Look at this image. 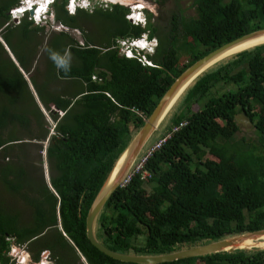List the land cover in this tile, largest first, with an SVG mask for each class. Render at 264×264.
<instances>
[{
  "label": "trees",
  "instance_id": "16d2710c",
  "mask_svg": "<svg viewBox=\"0 0 264 264\" xmlns=\"http://www.w3.org/2000/svg\"><path fill=\"white\" fill-rule=\"evenodd\" d=\"M19 1L0 0V36L19 64L0 61V264L9 263L7 237L17 246L27 242L22 256L30 264L44 249L57 264H80V256L86 264H138L110 258L89 242L87 211L132 138L130 132L138 131L175 78L215 48L263 28L264 0H192L194 14L178 9L166 31L151 23L149 11L140 25L126 18L129 9L119 3L92 5L90 12L77 8L72 14L67 0H56L54 21L66 29L48 36L42 47L47 58L41 83L47 84L48 94L38 95L55 121L49 137L23 75L29 72L30 82L38 86L29 60L46 32L28 13L14 23L10 11ZM73 30L80 31L83 45ZM143 33L158 40L154 53L146 55L150 66L119 52V39ZM53 57L69 60V70L58 69ZM58 79L70 90L51 92ZM220 84L227 88L219 89ZM178 100L159 137L186 123L146 159L143 171L149 176L134 173L117 187L97 219L96 236L113 251L163 254L264 229V44L211 66ZM239 113L253 125L254 140H231L239 130ZM46 137L48 183L32 176L38 168L28 158L31 141ZM15 201L23 207L14 208ZM158 264H264V250Z\"/></svg>",
  "mask_w": 264,
  "mask_h": 264
},
{
  "label": "water",
  "instance_id": "95a60500",
  "mask_svg": "<svg viewBox=\"0 0 264 264\" xmlns=\"http://www.w3.org/2000/svg\"><path fill=\"white\" fill-rule=\"evenodd\" d=\"M28 13L29 15H33L34 11L30 10ZM260 44H264V27L239 36L208 52L175 78L151 114L145 119L142 126L117 157L87 211L85 234L89 242L100 252L122 262L158 264L224 251L233 252L234 250H242L247 252L264 250V229L241 232L204 243L197 242L193 246L188 244L186 247L163 254L120 253L107 248L96 236V222L106 201L117 187L121 186L123 180L126 179L139 158L145 153L149 147V145H145L166 117L169 108H171L187 87L209 67L226 57Z\"/></svg>",
  "mask_w": 264,
  "mask_h": 264
},
{
  "label": "rangeland",
  "instance_id": "374dc122",
  "mask_svg": "<svg viewBox=\"0 0 264 264\" xmlns=\"http://www.w3.org/2000/svg\"><path fill=\"white\" fill-rule=\"evenodd\" d=\"M34 1L37 2L39 0H33L32 3H34ZM117 1L119 3L125 2L126 4L128 2H130V0H117ZM138 1L141 3V5L143 7H145L144 9H146L149 12L152 13V17L150 18V21H151V23L153 25H155L157 27L158 31H166L169 28L170 19L172 17V14L177 12L178 9H181L182 13L185 14V15H193L194 14V10L190 6V3H191L192 0H138ZM19 2H20L19 5L21 6V4L25 3L26 1L25 0H21ZM67 3H68V0H67ZM95 6H98V5H95ZM90 7L86 8V10L89 11V12L93 8V7H91V8ZM100 7L107 8V7H109V5L108 6H105V5L103 6L102 5ZM129 8H132V7H129ZM66 9H67V7H66ZM67 11L69 13H72V14L74 13V12H72V9H67ZM48 12H50V13H46V14H42L41 13L42 15L38 19L36 18L35 22L32 20V16H30V15L28 16V19H31L35 24L42 25L45 28L44 31L46 32L45 36H40V39H41L42 43L40 44V46L37 47L36 56L33 57L32 60H29V61H33L32 62V67L30 68V72H31L30 74H35L34 79H35V81L38 82L37 85L39 87L36 86L35 84H33L32 82H30L29 74H28L29 72L28 73L27 72H25V73L22 72L24 77L29 82V86L31 88L30 89L31 93L35 97V102L40 107V109L42 111V114L44 115V123H43L44 128L47 129V126L50 128L47 137H49L51 134L54 133L53 127H54L55 121H54V118L50 114V110H48L46 107H44L41 104L40 100L38 99V95H40V93H42L43 95H47L48 94V92H47V84H42L41 83V82H43L41 80L44 78V72H45L44 61L47 58V52L46 51L42 52L43 51L42 47H44L46 41L48 40L47 39L48 36H51L54 32L59 31V30L62 29L61 26L60 25L58 26V23H56L54 21V18H53V14L54 13H53V10H52L51 6L49 7ZM26 13L27 12H24V13H22V15L14 14V17H12L14 19V23L17 24L20 21V18H22ZM143 13L146 15L145 10H143ZM37 15H38V13H37ZM132 21H134V20H132ZM70 33L72 34V36L77 38V40L79 42H81L80 40H82V38H81L80 31L73 30L72 32L70 31ZM0 42L3 44V46L5 48V52L0 53V61H8L9 59H11L13 62H15V64L17 66H19V64L17 62L18 61L17 60V56L14 53V50L11 47H8V45L6 44V42L3 40V38L1 36H0ZM154 43H155V41H153L152 43H149V42L146 43L144 51H146L147 47H153ZM27 59H30V57L27 56ZM179 59H180V63H183L186 60V57H184L182 49L179 52ZM217 63H215V64H217ZM67 86H68L67 82H65L64 80H59L58 79L54 83L51 84L50 91L51 92L52 91H61L62 89H67L69 91L70 89ZM37 87H38V89H37ZM223 88L224 89L227 88V85L220 84L219 85V89H223ZM207 95L209 96L210 94H207ZM179 105H180V101L177 99L175 101V103L171 106V108H169V112L168 113H170V114L167 113L166 117L160 123V125L157 128V130L154 132V134L150 138L149 142L145 146H148V145L152 144L159 137V135H161L163 128L166 126V124L169 121V116L174 111L177 110ZM49 107H50V109H53L54 111H57L53 107V105H49ZM57 113H59V112H57ZM59 115H62V113L60 112ZM236 121H237L239 130L232 137L231 140L232 141H238V142H241V140H243L244 142H249L251 140H254L255 137H256V133H255L254 127L245 118V116L243 114L239 113L237 115ZM17 131H18V135H23V132L21 130H17ZM130 133H131V135L133 137V135L136 132H134L132 130ZM47 137L43 141H38V140H32L31 141L34 144H32V146L31 145L29 146L28 158H29V162H31V163L33 162L34 166L38 168V169H36V168L33 169V170H35V173H32V176H35L36 178H41L42 177V178H44L45 182L48 183L50 174H49V170H48V166H47V162H46L45 150H44L45 147L47 146ZM39 155H41V159H42L41 162H37L38 159L40 158ZM41 167H42V170H40ZM0 195H1V197L3 196L2 189H0ZM15 205H17V207H20V208L23 207V205L21 203H19L18 201H15L12 206L15 208ZM24 244L26 245L27 242L24 243ZM12 247L13 246H10V248H12ZM81 262L83 264H86L85 259L80 256L79 263L81 264ZM26 264H30V261H26Z\"/></svg>",
  "mask_w": 264,
  "mask_h": 264
},
{
  "label": "built area",
  "instance_id": "2783aa9c",
  "mask_svg": "<svg viewBox=\"0 0 264 264\" xmlns=\"http://www.w3.org/2000/svg\"><path fill=\"white\" fill-rule=\"evenodd\" d=\"M27 2V0H25ZM29 1V0H28ZM104 5H107V3H105ZM131 18V21L134 22L135 24H137L139 22V20H141V18H139L137 20V16H134L133 14L129 15ZM143 20V19H142ZM60 24H58L59 26ZM62 29H66L65 27H63L62 25H60ZM144 35L142 34L140 37L138 38H124V39H119L118 43H119V52L124 55L125 57L128 58H137L140 63L142 65H152L151 60H149L147 58V54L144 51V47L143 45H140L141 42L143 41L145 44L147 43L146 41H144ZM80 44L83 45V41L80 40ZM151 49V48H149ZM121 50V51H120ZM143 50V51H141ZM153 51V49H152ZM186 122L182 121L179 125H176L174 127H172L171 131H168L167 133H165L163 136L159 137L158 139H156L152 144L149 145V147L147 148V150L145 151V153L142 155V157L139 158V160L137 161V163L134 165V167L132 168L131 172L128 174V176L126 177V179L123 180L121 186H123L124 184H126L130 177L134 174V173H139L142 171V176H149L148 172L143 171V165L146 161V159L157 149H159L161 147V145L166 141V139H168L171 136V133L178 130L181 126H183ZM8 241H10V246H13L12 248L9 249L8 251V255L10 256L9 258V263L8 264H14L15 262H18V264H26V261H30L29 258H26V255L23 254V252L25 251L26 245L23 244L21 246H17L15 244L12 243L13 241V237H7L6 238ZM13 254V255H12ZM51 253L49 250L44 249L40 252L39 254V258L36 262H33L32 264H57L53 261V258L51 257ZM31 262V261H30Z\"/></svg>",
  "mask_w": 264,
  "mask_h": 264
},
{
  "label": "clouds",
  "instance_id": "9594fccd",
  "mask_svg": "<svg viewBox=\"0 0 264 264\" xmlns=\"http://www.w3.org/2000/svg\"><path fill=\"white\" fill-rule=\"evenodd\" d=\"M55 1L56 0H39L37 2L34 1V3H32V5H30L29 10H27L25 12L28 13V11L33 10V9H34V12H35L37 10V8L43 7L44 11H43L42 14L50 13V12H48V9H49L50 6L52 7V5H53V3ZM105 3H107V5H105V6H108V5H110V3L114 4V3H119V2L117 0H108V1L107 0H68V3L66 4L67 5L66 7H67V9H72V12H75V10L77 8H85L86 9V8L92 6V5H99V6L103 5L104 6ZM23 4H21V6ZM119 4L127 6V8L129 9V12L126 15V18L129 19L130 22H131V18H129L130 17L129 15L133 14L134 16L138 17L137 20L139 18H141V20H139V22L137 24H140V25H145L146 24V22H147V13H146V11H148V10L144 9L145 7H143L138 0H130V2H128L127 4L125 2L119 3ZM19 7H20V5L10 11V14H11L12 17H14L15 11H17V9ZM129 7H132L133 9L129 8ZM143 10H145L146 15L143 13ZM28 15H29V13H28ZM34 15H30V16H32V20L35 22L36 17ZM53 18H54V14H53ZM131 23L135 24L134 22H131ZM143 34H145L144 35V41H146L147 43L148 42L152 43L153 41H155L154 46L153 47H147V49L145 51L146 54L152 55L154 53V51H155V48L157 47L158 40H157L156 37H149L147 33H143ZM149 48H151V49H149ZM143 49L145 50V47ZM152 49H153V51H152ZM141 51H143V50H141ZM53 59L55 60V63L57 65L58 69H63L64 71H68L69 70V60L64 59V58H56V57H53Z\"/></svg>",
  "mask_w": 264,
  "mask_h": 264
},
{
  "label": "bare ground",
  "instance_id": "6f19581e",
  "mask_svg": "<svg viewBox=\"0 0 264 264\" xmlns=\"http://www.w3.org/2000/svg\"><path fill=\"white\" fill-rule=\"evenodd\" d=\"M32 1L33 0H27V2H25L22 6H20L18 9H17V11H15V14L16 15H21L22 13H24L25 11H27V10H29V8H30V5H32ZM33 11H34V9H33ZM43 11H44V8L43 7H39V8H37V10L33 13V15L38 19L39 17H40V15H41V13H43ZM37 13H38V15H37ZM141 44H142V42H141ZM140 44V45H141ZM143 45V44H142ZM143 47H145V44L143 45Z\"/></svg>",
  "mask_w": 264,
  "mask_h": 264
}]
</instances>
